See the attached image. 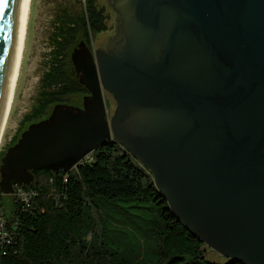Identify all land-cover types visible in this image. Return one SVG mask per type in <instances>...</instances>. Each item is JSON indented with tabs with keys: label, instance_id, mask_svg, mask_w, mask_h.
<instances>
[{
	"label": "water",
	"instance_id": "obj_1",
	"mask_svg": "<svg viewBox=\"0 0 264 264\" xmlns=\"http://www.w3.org/2000/svg\"><path fill=\"white\" fill-rule=\"evenodd\" d=\"M114 17L72 55L89 95L56 105L1 160L13 195L34 172H71L111 142L154 178L171 211L226 260L264 264V0H100ZM25 0H0V119ZM116 103L109 116L106 94Z\"/></svg>",
	"mask_w": 264,
	"mask_h": 264
},
{
	"label": "trees",
	"instance_id": "obj_2",
	"mask_svg": "<svg viewBox=\"0 0 264 264\" xmlns=\"http://www.w3.org/2000/svg\"><path fill=\"white\" fill-rule=\"evenodd\" d=\"M109 16L99 0H80L64 8L50 37L51 52L42 91L22 133L47 119L70 98L89 95L80 83L72 55L81 43L109 31ZM5 156L3 153L0 157ZM30 185L3 206L9 242L0 264H243L217 262L214 251L194 236L171 211L153 176L120 144L111 142L71 172H34Z\"/></svg>",
	"mask_w": 264,
	"mask_h": 264
},
{
	"label": "rangeland",
	"instance_id": "obj_3",
	"mask_svg": "<svg viewBox=\"0 0 264 264\" xmlns=\"http://www.w3.org/2000/svg\"><path fill=\"white\" fill-rule=\"evenodd\" d=\"M109 16V31H113L115 17L111 9L99 0ZM80 0H34L30 21V29L26 46V54L22 74L18 86L15 106L9 121L3 144L0 149V157L10 147L12 141L19 135L22 123L27 116H30L37 104L39 95L42 91L43 75L47 71V61L52 50L50 37L55 29V22L60 12L64 8H78ZM99 36L93 42L95 49ZM78 98H70L67 104H78ZM106 103L110 118L113 117L116 104L113 98L106 95ZM26 131V128H24ZM22 136V135H21ZM1 192V190H0ZM5 205L12 200L13 195H4L1 192ZM1 199V200H2ZM216 254V253H215ZM218 255V254H217ZM212 259L217 262L223 261L220 255H211Z\"/></svg>",
	"mask_w": 264,
	"mask_h": 264
},
{
	"label": "bare ground",
	"instance_id": "obj_4",
	"mask_svg": "<svg viewBox=\"0 0 264 264\" xmlns=\"http://www.w3.org/2000/svg\"><path fill=\"white\" fill-rule=\"evenodd\" d=\"M34 0H25L23 13L12 43V58L3 96L0 119V149L9 126L24 65Z\"/></svg>",
	"mask_w": 264,
	"mask_h": 264
},
{
	"label": "flooded vegetation",
	"instance_id": "obj_5",
	"mask_svg": "<svg viewBox=\"0 0 264 264\" xmlns=\"http://www.w3.org/2000/svg\"><path fill=\"white\" fill-rule=\"evenodd\" d=\"M107 1L113 7V4L114 3L111 2V1H109V0H107ZM113 10H114V7H113ZM119 26L120 25H118V28L116 30V34L108 41L107 47H106L105 50L104 49H100V48L99 49H94L93 46L89 47L94 52V54H95L96 57H97V55H98L99 52H105V53L109 54L110 56H116V57H119L120 56L119 55L120 52H122V53L124 52V46H125L126 40L120 37V35H119ZM105 94L108 95V96H110L111 98H113L111 96V94H109V93H105ZM83 100H82L81 106L83 105ZM113 100H114V98H113ZM1 160H2V158H1ZM0 166H1V162H0Z\"/></svg>",
	"mask_w": 264,
	"mask_h": 264
},
{
	"label": "built area",
	"instance_id": "obj_6",
	"mask_svg": "<svg viewBox=\"0 0 264 264\" xmlns=\"http://www.w3.org/2000/svg\"><path fill=\"white\" fill-rule=\"evenodd\" d=\"M17 194L21 198L27 199V194L24 191H22L21 189H19L18 193H16V194L14 192L13 195H17ZM1 196H2V194L0 192V248L9 242V237H10L8 227H7L6 213H5L3 206L1 205V199H2Z\"/></svg>",
	"mask_w": 264,
	"mask_h": 264
}]
</instances>
